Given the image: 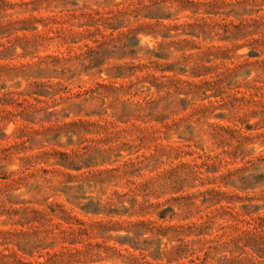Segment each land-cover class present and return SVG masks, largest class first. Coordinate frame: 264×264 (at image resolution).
<instances>
[{
    "label": "rangeland",
    "instance_id": "374dc122",
    "mask_svg": "<svg viewBox=\"0 0 264 264\" xmlns=\"http://www.w3.org/2000/svg\"><path fill=\"white\" fill-rule=\"evenodd\" d=\"M0 264H264V0H0Z\"/></svg>",
    "mask_w": 264,
    "mask_h": 264
}]
</instances>
